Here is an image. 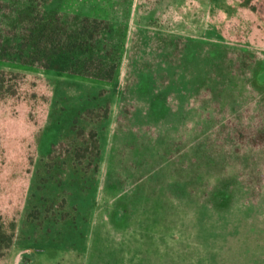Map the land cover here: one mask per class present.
Wrapping results in <instances>:
<instances>
[{"label": "rangeland", "instance_id": "rangeland-1", "mask_svg": "<svg viewBox=\"0 0 264 264\" xmlns=\"http://www.w3.org/2000/svg\"><path fill=\"white\" fill-rule=\"evenodd\" d=\"M46 1L105 20L117 68L103 81L21 63L20 31L0 22V221L14 225L0 264H264V154L213 136L264 112V0ZM81 130L96 132L89 168Z\"/></svg>", "mask_w": 264, "mask_h": 264}, {"label": "trees", "instance_id": "trees-1", "mask_svg": "<svg viewBox=\"0 0 264 264\" xmlns=\"http://www.w3.org/2000/svg\"><path fill=\"white\" fill-rule=\"evenodd\" d=\"M16 3V6L15 0H10L4 5L0 3V22L15 28V31H20L18 37H22V42L18 46L17 54L21 63L41 62V66L46 69L103 81H112L115 78L117 68V55H113L115 48L107 45V34L105 39L102 38L104 33L110 31V26L105 20L88 16H64L48 8L46 0L45 2L16 0ZM5 81V73L0 72V99L8 90L4 89ZM107 112V107L88 109L82 113V117L99 119L106 117ZM237 117L242 119L240 115ZM255 117L257 122H245L243 126H239L242 122H239L238 118L237 120L228 119L226 125L219 127L213 135L217 139L216 141L214 138L216 149L225 152L233 151L232 147H229L231 145L226 148L223 143L224 138L229 137L226 139L227 142L234 140V143L231 141L232 144L241 145L242 149L262 151L264 154V112ZM77 136L84 145L78 149L77 154L75 153V159L77 157L82 160L88 157L90 162L86 168H89L91 160L96 159L97 155L96 132L81 130L77 132ZM56 146L52 145L49 155L53 161L56 158L52 156V150ZM233 149L237 153L241 151L238 147ZM92 167L96 170L95 165ZM261 175V173L253 174L252 180L250 179L246 184L256 186L261 181ZM13 228V223L6 229L0 221V257L12 243Z\"/></svg>", "mask_w": 264, "mask_h": 264}, {"label": "water", "instance_id": "water-1", "mask_svg": "<svg viewBox=\"0 0 264 264\" xmlns=\"http://www.w3.org/2000/svg\"><path fill=\"white\" fill-rule=\"evenodd\" d=\"M255 79L259 84L264 85V64L257 71Z\"/></svg>", "mask_w": 264, "mask_h": 264}, {"label": "crops", "instance_id": "crops-1", "mask_svg": "<svg viewBox=\"0 0 264 264\" xmlns=\"http://www.w3.org/2000/svg\"><path fill=\"white\" fill-rule=\"evenodd\" d=\"M23 252V251H22ZM20 253V252H19ZM17 256H16V261H17V263L18 262H20V260H21V258H24L25 257V255H26V257L28 256L29 257V254H24V257H23V254L21 253V255H19V254H16ZM21 256V257H20ZM33 256H34V259L36 260V255L35 254H33ZM27 257V258H28ZM17 263H15V264H17Z\"/></svg>", "mask_w": 264, "mask_h": 264}]
</instances>
